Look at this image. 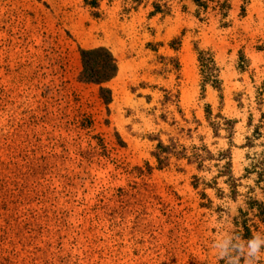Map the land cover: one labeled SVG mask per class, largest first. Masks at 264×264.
I'll list each match as a JSON object with an SVG mask.
<instances>
[{"label":"rangeland","instance_id":"1","mask_svg":"<svg viewBox=\"0 0 264 264\" xmlns=\"http://www.w3.org/2000/svg\"><path fill=\"white\" fill-rule=\"evenodd\" d=\"M98 1L0 0V264H264V0Z\"/></svg>","mask_w":264,"mask_h":264},{"label":"trees","instance_id":"2","mask_svg":"<svg viewBox=\"0 0 264 264\" xmlns=\"http://www.w3.org/2000/svg\"><path fill=\"white\" fill-rule=\"evenodd\" d=\"M86 3L89 6H92L93 8H97L99 6L98 0H85ZM142 1V0H138ZM137 1V2H138ZM197 3H199V0H196ZM170 11V7L167 3L165 4H155V11L153 14H160V13H167ZM87 58V56H85ZM170 61L175 62L173 59H170ZM200 63L202 68V75L204 77V85H212L215 89H217L219 92H222V82L220 80V69L217 66L214 56L210 52H200ZM89 66V64H88ZM106 69L109 70V75H112L116 69V66L114 64V60H111L109 65L106 67ZM104 74H101L103 76H98L93 69L86 68L84 72V77L86 80H99L101 78H106L108 75H106V72H103ZM211 115V112H208V117ZM220 121H211L209 118L210 127L215 131L216 136H220V131L223 129V126L226 127L225 130L231 135V137L234 135V129L236 122L229 121L226 118L222 116H218ZM258 134L257 137H261L260 132H256ZM256 135H254V138ZM248 140V146L253 147V138H247ZM189 150L179 145L178 142L171 141L170 145H166L163 141L159 140L158 145L156 148V151L154 152V157L156 158L158 162V168L164 169L168 168L171 165V160L173 158L177 160H187L189 164H197L199 169L205 168V163L215 160L213 154L209 151V149L206 146L202 147H193L191 149V156L188 155ZM228 160L225 166H217L220 169V176L219 177H227L226 184L235 192V196L238 194L237 188L240 186L238 184V180L234 178L233 171H232V161H231V155L230 152L228 153H222L221 158L219 161L222 160ZM148 173L150 174V171L153 169L148 166ZM137 171L141 176L146 175V172L143 171L141 168H137ZM195 184L194 186L196 188L199 187L198 182L201 181L200 178L195 177ZM218 178L215 179V184L211 185L209 183L204 182V185L206 188H217L218 183H216ZM220 192L223 193L222 190L219 189ZM224 194V193H223ZM205 198L208 199V197L205 195ZM250 201V208L256 209L257 214L255 215L256 218H259L260 221L264 224V202L259 201L255 198H249ZM245 231L248 233L249 236H251V229L247 226H245ZM247 235V236H248Z\"/></svg>","mask_w":264,"mask_h":264}]
</instances>
